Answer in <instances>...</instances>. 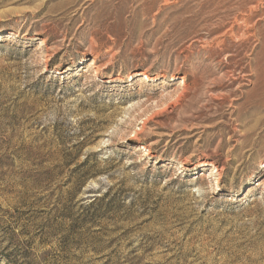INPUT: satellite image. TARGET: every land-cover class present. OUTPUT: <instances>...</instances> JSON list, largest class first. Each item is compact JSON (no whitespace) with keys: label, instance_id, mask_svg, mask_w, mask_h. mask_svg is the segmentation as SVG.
<instances>
[{"label":"rangeland","instance_id":"obj_1","mask_svg":"<svg viewBox=\"0 0 264 264\" xmlns=\"http://www.w3.org/2000/svg\"><path fill=\"white\" fill-rule=\"evenodd\" d=\"M263 180L264 0H0V264H264Z\"/></svg>","mask_w":264,"mask_h":264},{"label":"bare ground","instance_id":"obj_2","mask_svg":"<svg viewBox=\"0 0 264 264\" xmlns=\"http://www.w3.org/2000/svg\"><path fill=\"white\" fill-rule=\"evenodd\" d=\"M146 75V74H145ZM145 77H147V76H145ZM198 165H201V166H206V164H204V163H202V164H197V165H195L196 167H198ZM253 179V178H252ZM263 182H264V180H263Z\"/></svg>","mask_w":264,"mask_h":264}]
</instances>
